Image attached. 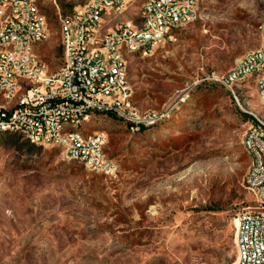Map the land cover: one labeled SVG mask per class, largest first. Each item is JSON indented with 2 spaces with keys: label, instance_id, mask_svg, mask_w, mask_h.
I'll return each mask as SVG.
<instances>
[{
  "label": "rangeland",
  "instance_id": "obj_1",
  "mask_svg": "<svg viewBox=\"0 0 264 264\" xmlns=\"http://www.w3.org/2000/svg\"><path fill=\"white\" fill-rule=\"evenodd\" d=\"M49 37L36 47L50 70L63 64L60 18L89 0H36ZM144 0H133L135 17ZM200 17L150 55L128 57L141 110L174 106L132 130L96 113L114 173L0 133V264H234L236 216L256 208L245 184L244 138L264 101L252 81L235 93L212 77L264 41V0H200Z\"/></svg>",
  "mask_w": 264,
  "mask_h": 264
},
{
  "label": "built area",
  "instance_id": "obj_2",
  "mask_svg": "<svg viewBox=\"0 0 264 264\" xmlns=\"http://www.w3.org/2000/svg\"><path fill=\"white\" fill-rule=\"evenodd\" d=\"M89 0L60 18L62 66L53 71L36 51L49 22L36 0H0V133L22 132L30 143L60 149L63 158L114 173L104 131L88 133L96 113L111 114L132 130L155 127L173 107L141 110L134 104L128 57L150 55L200 17V0ZM235 93L252 81L264 101V41L225 73L212 77ZM250 156L245 184L259 203L236 216L234 264H264V116L253 117L244 138Z\"/></svg>",
  "mask_w": 264,
  "mask_h": 264
},
{
  "label": "trees",
  "instance_id": "obj_3",
  "mask_svg": "<svg viewBox=\"0 0 264 264\" xmlns=\"http://www.w3.org/2000/svg\"><path fill=\"white\" fill-rule=\"evenodd\" d=\"M34 146V144H32Z\"/></svg>",
  "mask_w": 264,
  "mask_h": 264
}]
</instances>
